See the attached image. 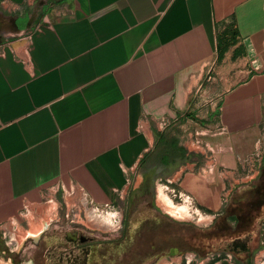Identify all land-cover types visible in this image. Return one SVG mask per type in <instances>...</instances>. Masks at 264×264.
I'll list each match as a JSON object with an SVG mask.
<instances>
[{"label": "crops", "instance_id": "0c3cea01", "mask_svg": "<svg viewBox=\"0 0 264 264\" xmlns=\"http://www.w3.org/2000/svg\"><path fill=\"white\" fill-rule=\"evenodd\" d=\"M0 16V234L124 210L149 177L218 217L259 180L264 0H0ZM197 264H264V241Z\"/></svg>", "mask_w": 264, "mask_h": 264}, {"label": "rangeland", "instance_id": "374dc122", "mask_svg": "<svg viewBox=\"0 0 264 264\" xmlns=\"http://www.w3.org/2000/svg\"><path fill=\"white\" fill-rule=\"evenodd\" d=\"M7 29L9 25L3 23L0 16V44L8 38ZM255 184L242 188L239 193ZM139 189L128 208L119 210L120 226L95 216L88 208L81 212V223L77 213H72L68 222L62 220L60 225L53 223L51 227L43 225L31 233L35 235L50 228L39 242L26 239L31 229L24 233V230L12 227L7 234H0V264H25L28 261L34 264H156L162 257L159 264H197L208 258L223 257L221 252L204 256L192 242L198 230L210 227L217 216L203 211L195 199L199 208L194 210L196 216L175 196L179 192L177 189L158 184L151 177ZM160 197L168 202V207L160 204ZM247 197L251 198L252 194H246ZM231 201L232 197L224 204L228 206ZM260 229L262 243L264 227L260 226ZM69 233L83 235L90 242L72 241L68 239ZM224 248L225 245L220 250Z\"/></svg>", "mask_w": 264, "mask_h": 264}, {"label": "trees", "instance_id": "16d2710c", "mask_svg": "<svg viewBox=\"0 0 264 264\" xmlns=\"http://www.w3.org/2000/svg\"><path fill=\"white\" fill-rule=\"evenodd\" d=\"M236 38V32L219 35V62L224 59L229 48L236 44ZM239 53L238 51L236 55ZM240 192H234L231 203L210 227L198 230L194 236L193 246L198 248L202 255L221 252L223 257L231 254L238 260L249 262L254 252L261 247L260 226L264 224V168L258 182ZM249 193L252 197L245 198ZM223 245L225 248L220 250Z\"/></svg>", "mask_w": 264, "mask_h": 264}, {"label": "built area", "instance_id": "2783aa9c", "mask_svg": "<svg viewBox=\"0 0 264 264\" xmlns=\"http://www.w3.org/2000/svg\"><path fill=\"white\" fill-rule=\"evenodd\" d=\"M175 196L179 198L181 203H185L192 210V213L195 212V209L199 210L196 206L195 199L189 194L179 191ZM90 209L92 214L98 217H103L110 224L120 226L122 223V216L120 215L119 209L112 204L97 205L91 203ZM194 214L198 216L197 213Z\"/></svg>", "mask_w": 264, "mask_h": 264}, {"label": "flooded vegetation", "instance_id": "af4514ba", "mask_svg": "<svg viewBox=\"0 0 264 264\" xmlns=\"http://www.w3.org/2000/svg\"><path fill=\"white\" fill-rule=\"evenodd\" d=\"M68 239L70 240H76V241H79L80 243H87V242H90L89 239H87L85 236L83 235H78L77 233L75 235H72V233H69L68 235Z\"/></svg>", "mask_w": 264, "mask_h": 264}, {"label": "water", "instance_id": "95a60500", "mask_svg": "<svg viewBox=\"0 0 264 264\" xmlns=\"http://www.w3.org/2000/svg\"><path fill=\"white\" fill-rule=\"evenodd\" d=\"M164 257H162L161 259H159L158 261H157V263L156 264H159L160 263V260H162ZM25 264H34V262L33 261H28L27 263H25Z\"/></svg>", "mask_w": 264, "mask_h": 264}, {"label": "bare ground", "instance_id": "6f19581e", "mask_svg": "<svg viewBox=\"0 0 264 264\" xmlns=\"http://www.w3.org/2000/svg\"><path fill=\"white\" fill-rule=\"evenodd\" d=\"M162 199V198H161ZM170 210V209H169ZM170 213H172L173 215H174V213L172 212V211H170ZM181 213V212H180ZM176 214V213H175ZM179 215H181V214H179Z\"/></svg>", "mask_w": 264, "mask_h": 264}]
</instances>
